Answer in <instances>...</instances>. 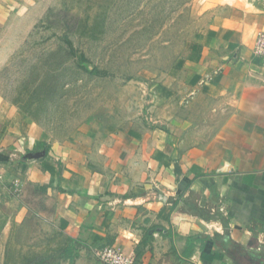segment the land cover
<instances>
[{
	"label": "crops",
	"instance_id": "obj_1",
	"mask_svg": "<svg viewBox=\"0 0 264 264\" xmlns=\"http://www.w3.org/2000/svg\"><path fill=\"white\" fill-rule=\"evenodd\" d=\"M219 2L196 78L159 98L152 124L58 140L0 94V177L34 186L81 247L111 246L135 264L264 259L247 254L252 241L264 247V57L254 51L264 0Z\"/></svg>",
	"mask_w": 264,
	"mask_h": 264
},
{
	"label": "rangeland",
	"instance_id": "obj_2",
	"mask_svg": "<svg viewBox=\"0 0 264 264\" xmlns=\"http://www.w3.org/2000/svg\"><path fill=\"white\" fill-rule=\"evenodd\" d=\"M217 3L0 0V94L58 140L152 124L159 98L196 78ZM0 184V264H106L59 226L34 186L6 174Z\"/></svg>",
	"mask_w": 264,
	"mask_h": 264
},
{
	"label": "built area",
	"instance_id": "obj_3",
	"mask_svg": "<svg viewBox=\"0 0 264 264\" xmlns=\"http://www.w3.org/2000/svg\"><path fill=\"white\" fill-rule=\"evenodd\" d=\"M254 51L257 55L264 57V35L257 38L254 45ZM98 256L106 264H135L132 256H127L120 249L107 246L98 252Z\"/></svg>",
	"mask_w": 264,
	"mask_h": 264
},
{
	"label": "flooded vegetation",
	"instance_id": "obj_4",
	"mask_svg": "<svg viewBox=\"0 0 264 264\" xmlns=\"http://www.w3.org/2000/svg\"><path fill=\"white\" fill-rule=\"evenodd\" d=\"M253 251L255 253H257V254L264 255V247L262 245H260V244H257L256 245L254 243V241H252V243H250V249L247 250V254H250L251 255ZM254 264H257V262L254 263ZM258 264H264V259H262L261 260V263H258Z\"/></svg>",
	"mask_w": 264,
	"mask_h": 264
},
{
	"label": "trees",
	"instance_id": "obj_5",
	"mask_svg": "<svg viewBox=\"0 0 264 264\" xmlns=\"http://www.w3.org/2000/svg\"><path fill=\"white\" fill-rule=\"evenodd\" d=\"M86 60H87L86 57L83 55V58H82L83 64H82V66H84V68H85L86 70H91V71H92V70H95V71H92V72H97L96 69H90V68H89V65L87 64ZM226 249H227L228 251H231V252L234 253V254H235V252H236L235 249L231 250L229 247L226 248ZM239 251H240L241 253L244 252V251H243V248H240ZM259 257H260V258H264V257H262V256H260V255H259Z\"/></svg>",
	"mask_w": 264,
	"mask_h": 264
}]
</instances>
